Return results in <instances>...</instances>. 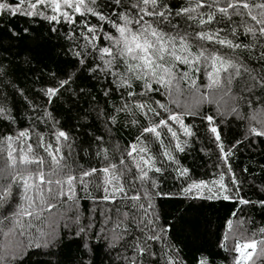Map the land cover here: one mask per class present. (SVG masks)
<instances>
[{
	"label": "trees",
	"instance_id": "obj_1",
	"mask_svg": "<svg viewBox=\"0 0 264 264\" xmlns=\"http://www.w3.org/2000/svg\"><path fill=\"white\" fill-rule=\"evenodd\" d=\"M163 2L169 5L173 13L172 23L179 25L181 34L223 29L220 38L241 44L242 47L235 50L221 48L218 44L208 46L219 49L225 59L239 61L243 66L240 75L233 76L231 83H226L228 73L222 71L221 86L210 88L203 69L197 72L190 70L189 65L177 63L173 69L176 79L170 89L153 83L152 87L159 91L129 97V91L140 93L143 83L133 81L131 89L117 88V81L106 71L99 52L93 51L85 39L92 34L81 23L84 21L97 28V48L108 46L109 41L103 38L99 29L102 26L104 32L116 35L110 21H119L112 13L115 10L119 14L124 8L117 7L110 0H97L93 7L109 19L100 21L90 14L84 17L77 14L74 16L77 22L73 25L63 18L57 24L40 15H12L11 11H0V108L4 109L0 114V137L16 136L19 131L27 130L30 136L27 143H32L34 148L39 136L55 147V133L65 131L69 141H61V144L70 143L72 150L70 155L66 147L61 151L75 169L74 174L79 175L84 169L107 166L109 160H105L103 154L97 155L104 149L108 150L112 163L119 164L123 153L127 163L132 165V160L126 156L129 146L139 145L137 137L141 136L143 128L152 126L160 118L166 119L169 114L162 111L160 117H153L151 113L145 116L135 107L136 102L148 103L160 111L156 104L159 101L181 114L184 125L193 133L190 137L185 136L178 124L169 121L177 132L183 152L176 149L177 141L166 128L158 129L163 144L150 133L141 137L148 147L147 155H151L155 166L162 169L160 173L149 172L157 186H145L153 193L154 208L150 211L155 232L152 234L160 237L148 241L150 248L146 255H137L131 246L137 237L143 238L149 232L142 233L135 224L125 222L130 234L124 240H114L108 230L111 226L106 225L101 215L103 210L112 206L103 201L94 203L89 193L77 184L75 199L58 196L49 198L43 205L38 203L36 215L24 218L25 229L15 228L10 232L14 228L11 220L0 225V257L3 258L0 264H130L132 259L138 264H169V260L172 264H200L201 260H206L207 264H235L238 254L222 246L234 244L232 233L247 229L249 238L264 239V234L259 232L264 227V206L259 203L264 200V135L256 136L251 131L253 128L264 131V86L258 82L264 76V56L261 55L264 53V37L259 33L253 37L245 32V23L255 24L244 9H241L245 13L243 17L232 16L233 10L229 9V16L217 13L216 21L200 26L199 16L196 21H189L184 16L175 15L182 7H195L197 0ZM211 2L204 0L206 4ZM0 3L8 4L10 9L19 6L27 10L28 7L27 3L21 5L20 0H0ZM219 6H226V0H219ZM215 8L216 5L204 7L199 12L206 14ZM38 10L45 16L52 14L49 9ZM166 31L174 32L171 27ZM192 43V50L196 51V46L202 42ZM97 65L100 67L96 68ZM244 68L252 69L251 75ZM118 70L123 73V66ZM185 72L189 73L190 79L180 78ZM65 80L68 83L61 87ZM192 80L196 82L194 87ZM49 88L58 89L51 98L47 95ZM177 100L180 106L175 103ZM208 116L213 117L212 125L206 119ZM211 126L217 127L221 136L219 142L211 133ZM218 143L223 144L225 152L232 153L228 165L224 164ZM0 147L6 149L7 145ZM165 149L171 152L173 160L163 155ZM37 151L46 156L43 149ZM6 162L5 150L0 153V167ZM229 166L238 181L235 186L231 184ZM178 169H187V175L180 176ZM132 171L136 173L134 167ZM221 173L225 174V183L233 192L237 187L240 189L238 196L229 193L233 198L225 201L207 199V190L185 194L184 189L194 182L203 181L211 186ZM96 182L89 184L93 197L103 195L102 191L95 190ZM136 189L143 191L139 182ZM156 192L163 195H155ZM241 198L251 203L241 205L238 202ZM143 202L147 204V201ZM18 203L19 196L3 214L9 215ZM136 215L142 214L137 212ZM229 221H232L231 232ZM238 221L243 222L242 227ZM152 227L149 225V229ZM20 231L25 234L20 236ZM257 264H264V257Z\"/></svg>",
	"mask_w": 264,
	"mask_h": 264
},
{
	"label": "snow or ice",
	"instance_id": "obj_2",
	"mask_svg": "<svg viewBox=\"0 0 264 264\" xmlns=\"http://www.w3.org/2000/svg\"><path fill=\"white\" fill-rule=\"evenodd\" d=\"M117 7L124 8V11L117 14L113 10V15L117 16L116 20L110 21L111 27L115 29L116 35L104 32L103 27L99 31L103 34V38L109 41L108 46L97 48L95 41L99 39L96 35L97 28L89 26L86 22L84 26L87 32L92 35L85 36V39L92 45L93 51L99 52V59L104 62L105 69L117 81V88H132L133 81H141L143 83V90L140 93L129 91L128 96L147 95L152 91H159L152 87L153 83L159 84L166 89H170L172 82L176 79V73L173 71L177 63L189 65L190 70L199 72L203 69L209 79L208 87H220L221 76L220 73H228L226 83H231L233 76H239L241 67L239 61L225 59L220 54L219 49L209 48V45H220L221 48L239 49L241 44H234L231 40L220 38V32L223 29L216 31H196L194 34L185 31L181 34L178 24L172 23V11L167 3L163 0H110ZM27 3V10H22L19 6L9 8L6 3H0V11H11L12 15H40L43 16L50 23L55 22L59 24L61 18L69 25L76 24L75 15L84 17L86 14L98 17L100 21H106L109 18L97 12L93 6L97 5V0H20V4ZM216 5L214 11L206 14L200 13L199 9L208 7L212 8ZM110 6V5H109ZM39 8L49 9L51 15H44ZM229 9H232V16L245 15L241 9L246 10L247 16L254 22L255 26L245 23L244 29L246 33H250L253 37L259 33L264 37V2L254 3L249 0H226V6L220 7L219 0H212L211 3H204V0H197L195 7H182L176 11V16H184L189 21H196L199 16L198 24L200 26L212 24L216 21L217 13L222 16H229ZM255 10V11H254ZM206 16V18H205ZM146 17L148 19H146ZM258 26V27H256ZM171 27L174 32L166 31ZM189 27H191L189 25ZM236 34L233 29V35ZM193 41L202 42L196 46V51H193ZM264 46V45H262ZM247 47V45H244ZM79 55V53L77 54ZM264 56V53L261 54ZM107 58V59H105ZM83 63V61H81ZM123 66V73L118 69ZM100 66L97 65L96 68ZM211 68L209 71L208 69ZM234 70L230 72L229 70ZM96 69H93L95 71ZM244 71L251 75L252 69L244 68ZM181 79H190L189 73L185 72L180 77ZM256 80L255 76H252ZM264 86V76H261L258 81ZM68 83L67 80L61 82V87ZM195 80L191 81L194 87ZM58 89L49 88L47 95L49 98L55 96ZM107 95V93H105ZM177 106H180L179 101H175ZM160 111L152 108L150 104L145 102H136L135 107L144 113L145 116L151 113L153 117H160L161 112H168L167 118H160L157 123L152 126L144 127L141 136L137 137L140 144H132L126 151L127 158L132 160L130 166L124 154H121L119 164L112 163L108 157V150L104 149L103 153L97 152L100 156L103 154L105 160H109L107 166L103 168H91L80 171L79 175L74 174L75 169L67 161L66 156L62 153L61 148L66 147L71 154L72 145L70 143L61 144V141H69V136L65 131L58 130L55 133L56 146L52 143H45L44 137L39 136L36 140L34 148L32 143H27L30 136L27 130L19 131L16 136L8 135L0 137V145L6 144L7 148L0 147V153L7 151V162L5 166L0 167V225L5 220H11L14 228L10 232H14L15 228L25 229L23 224L24 218L34 217L37 213L38 203L43 205L50 199L56 197L66 196L68 199L76 198V185L80 184L85 192L89 193V197L93 202L103 201L111 205V208L105 209L101 212L104 216L106 225L111 227L108 229L112 233L114 240H124L125 236L130 234L125 222L129 225L135 226L143 233L148 231L149 234L143 238L137 237L135 243L131 248L134 253L143 257L148 253L150 245L148 241L157 240L160 237L153 235L155 232L154 220L152 218L151 209L154 208L152 203L153 193L145 187L146 185L155 188V180L149 176V172L154 171L160 173L162 169L155 166L154 158L147 155L148 147L141 137L145 133L152 134L156 140H161V132L158 129L166 128L172 138L177 141L175 147L178 151L183 152L177 132L173 130L169 121L178 124L183 130L185 136H192L193 133L190 128L184 125L181 114L171 111L164 104L159 101L156 102ZM4 109L0 108V114H3ZM192 114V113H188ZM209 125L213 123V117H206ZM136 123V121H133ZM210 131L215 136V140H221L220 133L217 127L211 126ZM256 136L264 135V131L251 130ZM102 140V137H97ZM14 145H18L14 147ZM218 147L222 153V159L225 165H228V157L232 154L230 151L225 152L223 144L218 143ZM37 149H43L46 156L40 154ZM135 154V155H134ZM147 155V158L145 156ZM163 155L168 160H173L171 152L165 149ZM137 157H139L137 159ZM50 158V159H49ZM34 166V167H31ZM82 167V166H81ZM136 169L133 173L132 168ZM47 169V171L45 170ZM180 176L187 175V169L177 170ZM102 173L103 175H98ZM138 173V174H137ZM228 173L232 174L231 184L237 185L238 181L235 177L232 168L228 167ZM86 178H91L86 179ZM9 181L4 183V181ZM92 181L95 183V190L102 191L103 195L98 197L91 196L89 184ZM139 182L140 190L136 189V184ZM44 186V187H42ZM197 190L203 193L207 190L209 195L207 199H223L228 201L233 198V195L238 196L240 189L237 187L235 192L229 188L225 183V174L221 173L218 180H213L211 186L201 181L199 183H192L184 189L185 194ZM133 194H129V193ZM155 195H163L156 192ZM19 196L20 203L16 204L15 210L9 215H4L6 208H11L15 198ZM204 198V197H202ZM143 201H147L145 204ZM239 204L245 205L251 203L246 199H239ZM261 206H264V200L259 201ZM50 206V205H49ZM122 209H124L122 211ZM142 215L139 217L136 213ZM113 214L115 219H113ZM235 215V213H233ZM78 222V217H77ZM241 227L242 221L237 222ZM149 225H153L149 229ZM229 230L232 231V221H229ZM83 231V229H81ZM259 232L264 234V227L259 229ZM247 229L232 233L235 237L234 244L229 247L227 244L222 245L229 251H234L238 255L235 258V264H249V261H254V257L259 259L264 257V239L256 240L247 236ZM24 231H20L19 235L23 236ZM3 258L0 257V261ZM130 264H138L135 259H132ZM169 264H172L169 260ZM200 264H207L206 260H201Z\"/></svg>",
	"mask_w": 264,
	"mask_h": 264
},
{
	"label": "rangeland",
	"instance_id": "obj_3",
	"mask_svg": "<svg viewBox=\"0 0 264 264\" xmlns=\"http://www.w3.org/2000/svg\"><path fill=\"white\" fill-rule=\"evenodd\" d=\"M259 247H264V245H260V246H258V251H259ZM10 248V247H9ZM261 258V257H260ZM259 258V259H260ZM259 259H256L255 257H254V261H249V264H257L258 263V261H259Z\"/></svg>",
	"mask_w": 264,
	"mask_h": 264
}]
</instances>
